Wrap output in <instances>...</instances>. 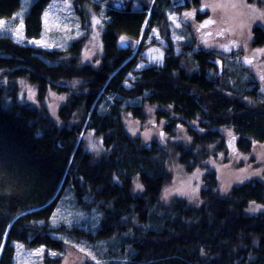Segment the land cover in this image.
Returning <instances> with one entry per match:
<instances>
[{
    "label": "trees",
    "instance_id": "trees-1",
    "mask_svg": "<svg viewBox=\"0 0 264 264\" xmlns=\"http://www.w3.org/2000/svg\"><path fill=\"white\" fill-rule=\"evenodd\" d=\"M50 1L0 0V18L18 20L22 12L26 37L38 38ZM122 2L107 4L97 66L81 61L83 37L47 50L0 35V264H15L16 245L42 246L45 264L47 250L71 245L93 252L86 264H264V210L252 211L264 205V182L223 190L211 168L212 158L230 155V138L243 155L264 144V90L235 60L222 71L223 56L193 51V43L180 54L169 45L162 66L135 71L127 86L142 54L130 45L141 36L147 5ZM171 5L154 4L147 33L161 25L165 35L163 9ZM185 5L203 22L199 0ZM253 42L264 46L259 26ZM19 81L35 88L36 103L20 99ZM53 92L63 99L55 115L46 105ZM149 108L164 132L144 141L128 132L125 117L145 122ZM173 155L187 170L204 168L196 204L164 198Z\"/></svg>",
    "mask_w": 264,
    "mask_h": 264
},
{
    "label": "rangeland",
    "instance_id": "rangeland-1",
    "mask_svg": "<svg viewBox=\"0 0 264 264\" xmlns=\"http://www.w3.org/2000/svg\"><path fill=\"white\" fill-rule=\"evenodd\" d=\"M122 1L127 0H51L42 16L43 33L40 37H26L22 12L16 15L18 20L0 18V35L8 34L15 42L47 50H65L72 41L83 37L81 61L97 66L103 56L102 33L108 20L107 4L113 2L118 5ZM157 1L135 0V8L140 6L143 8L147 5V20L139 40L130 45L133 52H138L142 48V54L133 73L129 74L127 86L132 85L137 75L135 71L152 65L162 66L165 60V48L169 45H172L176 54H180L184 52L185 45L193 43L194 48H191L193 51L199 48L215 50L218 57L223 56L225 64L220 57L218 58L219 69L222 71L231 70L233 65L231 61L235 60L249 76L256 79L257 88L261 90L260 93L263 92L264 46L254 45L253 28L259 26L264 30V0H199L202 5L200 11L203 13L201 14L203 22L197 21L198 9L193 7L192 10L187 5L182 6L185 0H169L172 5L163 9L168 21L165 35L162 31L164 27L161 25L152 27L148 33L146 31L151 10ZM167 5L165 2L162 7ZM127 46V44L123 45L124 48ZM246 80L242 81L243 85ZM19 82L21 83L20 99L36 103L35 88L26 81ZM258 85L261 86L258 87ZM62 102L63 99L53 92L49 94L46 105L51 114L55 115ZM146 112L148 118L145 122H140L128 115L125 117L128 132L144 141L158 138L163 128L161 123L164 124L156 121L153 109L149 108ZM193 127L201 131L198 125ZM180 130H182L179 134L180 138L185 145H188L190 137L186 134L187 130L181 127ZM162 131L164 132V129ZM85 137L88 138L87 134ZM88 143L94 150L100 148L98 139L92 135ZM229 149L230 155L220 153L211 159V168L216 171L223 190H228L233 184L251 179L264 182V144L253 147L249 155H242L235 151L234 141L230 138ZM169 171L171 179L163 193L165 200L179 197L192 204L198 203L199 190L204 185V168L197 165L192 170H187L179 157L173 155L169 163ZM141 189V185L138 184L136 190L140 192ZM262 210L264 205H252V211ZM47 251L49 264H86L88 260L93 259V252L84 245H71L64 251L58 252ZM44 258L42 246L26 248L23 245H16L15 264H45ZM56 259L57 262H55Z\"/></svg>",
    "mask_w": 264,
    "mask_h": 264
},
{
    "label": "bare ground",
    "instance_id": "bare-ground-1",
    "mask_svg": "<svg viewBox=\"0 0 264 264\" xmlns=\"http://www.w3.org/2000/svg\"><path fill=\"white\" fill-rule=\"evenodd\" d=\"M115 3H113V5H114ZM182 6H185V3H184V5H182ZM31 46V45H30ZM219 65V64H218ZM257 145H261V144H256L255 145V147L257 146ZM236 152H238L239 153V151L238 150H235ZM239 154H241V153H239ZM243 155V154H242ZM249 155V154H248Z\"/></svg>",
    "mask_w": 264,
    "mask_h": 264
},
{
    "label": "water",
    "instance_id": "water-1",
    "mask_svg": "<svg viewBox=\"0 0 264 264\" xmlns=\"http://www.w3.org/2000/svg\"><path fill=\"white\" fill-rule=\"evenodd\" d=\"M121 45H124V43H121Z\"/></svg>",
    "mask_w": 264,
    "mask_h": 264
}]
</instances>
